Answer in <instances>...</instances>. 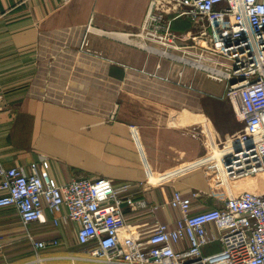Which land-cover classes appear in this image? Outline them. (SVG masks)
Returning <instances> with one entry per match:
<instances>
[{
	"label": "crops",
	"instance_id": "1",
	"mask_svg": "<svg viewBox=\"0 0 264 264\" xmlns=\"http://www.w3.org/2000/svg\"><path fill=\"white\" fill-rule=\"evenodd\" d=\"M150 4L0 0V159L26 173L37 164L57 185L79 178L132 184L134 200L148 207L132 212L125 206L128 223L171 228L180 217L169 206L174 192L191 199L195 214L223 208L234 187L252 192L247 188L255 185L252 179L226 183L214 164L157 182L156 176L205 158L208 129L224 142L245 125L224 85L206 87L200 71L126 41L140 31ZM170 18L173 31H191L190 21ZM77 230L69 221L55 227L48 213L46 223L27 230L14 209H1L0 264H88L67 259L83 250ZM28 234L60 245L36 252ZM218 250L215 244L204 253Z\"/></svg>",
	"mask_w": 264,
	"mask_h": 264
},
{
	"label": "built area",
	"instance_id": "2",
	"mask_svg": "<svg viewBox=\"0 0 264 264\" xmlns=\"http://www.w3.org/2000/svg\"><path fill=\"white\" fill-rule=\"evenodd\" d=\"M173 14L190 21L191 31H173ZM126 41L224 84V97L245 125L243 132L224 142H218L208 129L205 158L156 176L157 182L209 164L233 183L264 175V0H161V6L151 0L140 31L126 35ZM183 75L182 70L179 76ZM134 187H116L104 178L57 185L37 164L26 173L6 168L0 159V210L14 209L27 230L46 223L47 213L55 227L61 222L76 223L83 250L67 258L72 262L264 264V192H240L228 198L223 208L194 214L191 199L176 191L169 206L180 217L173 227L157 221L133 227L124 207L132 212L148 207L146 201L134 200ZM28 237L36 252L60 245L55 239ZM215 244L220 250L204 253Z\"/></svg>",
	"mask_w": 264,
	"mask_h": 264
},
{
	"label": "rangeland",
	"instance_id": "3",
	"mask_svg": "<svg viewBox=\"0 0 264 264\" xmlns=\"http://www.w3.org/2000/svg\"><path fill=\"white\" fill-rule=\"evenodd\" d=\"M199 73H201V75H200V79L202 80V82L205 84V86L206 87H217L216 85H218V84H222V83H218V82H214V81H212V80H209L207 77H206V74L204 73V72H199ZM222 85H224V84H222ZM221 89V88H220ZM259 179H260V181H261V183H263L262 184V187L261 188H264V176H262V175H259ZM227 181L228 180H225V182L227 183ZM244 181V180H243ZM237 184H235L236 186L238 185L239 186V184L238 183H241V182H236ZM247 183H251V182H247ZM249 184H246L245 183V185L244 186H247V185H249ZM254 185H255V183H253ZM228 186H230V183H228ZM241 187L242 186H239L238 188L237 187H234L233 188V194L236 196L237 194H239L240 192H242V189H241ZM253 189H250L252 192L253 191H255L254 190V187H252ZM255 188H256V185H255ZM241 189V190H240ZM243 190H245V189H243ZM248 190V189H247ZM262 192H264V190L262 191ZM15 239H17L18 241H19V243H21V242H23V239H22V236H20V237H16ZM19 247V246H18ZM17 249V248H16ZM45 258H47V257H51V254H47L46 256H44ZM21 259V258H20ZM16 262H13L14 264H17V263H20V262H23V260L21 259V260H19V261H17V260H15ZM48 262V263H47ZM45 264H62V263H64V262H66V261H60V260H56V261H47ZM88 264H91V263H88Z\"/></svg>",
	"mask_w": 264,
	"mask_h": 264
},
{
	"label": "bare ground",
	"instance_id": "4",
	"mask_svg": "<svg viewBox=\"0 0 264 264\" xmlns=\"http://www.w3.org/2000/svg\"><path fill=\"white\" fill-rule=\"evenodd\" d=\"M160 1L161 0H158L159 6H161ZM262 176H264V175H262ZM249 179H252L253 183H255V185H256V188H254V190H255L254 192H262L264 190V188H261L263 183H261V181L259 179V175L256 177L249 178ZM247 189L250 190L251 188H247Z\"/></svg>",
	"mask_w": 264,
	"mask_h": 264
}]
</instances>
